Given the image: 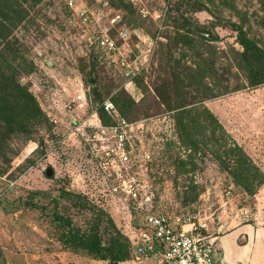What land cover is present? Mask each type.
Returning <instances> with one entry per match:
<instances>
[{
	"label": "rangeland",
	"instance_id": "obj_1",
	"mask_svg": "<svg viewBox=\"0 0 264 264\" xmlns=\"http://www.w3.org/2000/svg\"><path fill=\"white\" fill-rule=\"evenodd\" d=\"M79 7L87 19L75 14ZM257 7V0H0V104L16 106L14 117L0 109L2 259L131 264L149 212H198L213 234L264 227V84L212 97L245 80L242 68H219L238 65L235 51L243 50L231 26L237 11ZM104 8L121 20L96 19ZM104 34L119 52L97 47ZM119 53L137 70L131 80L116 65ZM106 101L131 125L130 162L115 163L123 177L101 160L114 142L100 128L117 122ZM235 147L254 167L249 183L234 173Z\"/></svg>",
	"mask_w": 264,
	"mask_h": 264
},
{
	"label": "built area",
	"instance_id": "obj_2",
	"mask_svg": "<svg viewBox=\"0 0 264 264\" xmlns=\"http://www.w3.org/2000/svg\"><path fill=\"white\" fill-rule=\"evenodd\" d=\"M84 7H79L75 14L87 19ZM96 11V19L109 16L111 23L121 20V15L108 8ZM90 20V18H88ZM122 36L126 32H121ZM97 47L105 49L109 53L119 52L117 42L107 34L94 39ZM117 67L123 71L129 80L137 71L133 63H127L124 55L119 53ZM104 109L117 116V122L109 127H101V135L109 134L114 146L104 149L101 156L104 169H113L116 174L123 177L121 171H117L116 164L121 165L130 162L132 149H129V130L131 125L118 115L113 103L104 102ZM102 137V136H101ZM145 259H153L157 263L166 264H221L219 251L215 244L214 234L209 232L207 219L198 212H179L167 215L163 212H149L142 224L136 229L132 240L131 264H140Z\"/></svg>",
	"mask_w": 264,
	"mask_h": 264
},
{
	"label": "trees",
	"instance_id": "obj_3",
	"mask_svg": "<svg viewBox=\"0 0 264 264\" xmlns=\"http://www.w3.org/2000/svg\"><path fill=\"white\" fill-rule=\"evenodd\" d=\"M258 7L249 12L237 11L238 20L231 23V26L236 31L237 42L242 46L243 50L241 52L235 51L236 54V64L234 67H220V70L226 72H234V69L242 68L246 72L245 80L237 82L233 86L220 87L212 97L223 96L238 90L245 88H255L264 84V0H257ZM236 76V73L234 74ZM23 101L24 110H32L30 99L21 98ZM0 109L11 113L14 117V109H16L15 104L6 102L0 104ZM206 112L217 127L221 128L220 123L217 119L210 113L207 108H203V112ZM226 144V140L223 139ZM238 151L233 154V162L237 164L235 175L242 181L249 183L250 175L253 177L256 175L254 167H247L245 164V158L242 154V150L239 147H235ZM250 169L252 172H250ZM262 183V180H259ZM0 264H8L2 259V249L0 248Z\"/></svg>",
	"mask_w": 264,
	"mask_h": 264
},
{
	"label": "crops",
	"instance_id": "obj_4",
	"mask_svg": "<svg viewBox=\"0 0 264 264\" xmlns=\"http://www.w3.org/2000/svg\"><path fill=\"white\" fill-rule=\"evenodd\" d=\"M214 237L221 264H258L260 256L264 262V227L241 224ZM153 263L156 261L145 259L140 264Z\"/></svg>",
	"mask_w": 264,
	"mask_h": 264
}]
</instances>
